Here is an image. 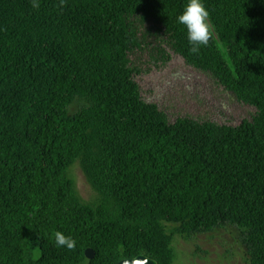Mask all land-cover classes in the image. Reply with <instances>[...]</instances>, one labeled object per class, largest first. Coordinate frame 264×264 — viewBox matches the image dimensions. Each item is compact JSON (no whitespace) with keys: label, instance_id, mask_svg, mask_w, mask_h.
I'll return each mask as SVG.
<instances>
[{"label":"trees","instance_id":"trees-1","mask_svg":"<svg viewBox=\"0 0 264 264\" xmlns=\"http://www.w3.org/2000/svg\"><path fill=\"white\" fill-rule=\"evenodd\" d=\"M204 2L212 37L193 54L177 23L187 0H0V264H176V236L227 225L264 264V0ZM168 49L253 116L171 121L134 58L165 63Z\"/></svg>","mask_w":264,"mask_h":264},{"label":"rangeland","instance_id":"rangeland-1","mask_svg":"<svg viewBox=\"0 0 264 264\" xmlns=\"http://www.w3.org/2000/svg\"><path fill=\"white\" fill-rule=\"evenodd\" d=\"M171 57L165 63L150 57L149 50L134 56L143 69L136 77L144 99L157 103L171 121L189 116L221 124H238L251 118L255 108L239 102L209 74L186 64L184 59L168 49ZM71 174L81 197L92 201L95 191L88 183L79 164ZM176 264H247L241 232L227 225L212 232L199 233L191 239L176 236Z\"/></svg>","mask_w":264,"mask_h":264},{"label":"clouds","instance_id":"clouds-1","mask_svg":"<svg viewBox=\"0 0 264 264\" xmlns=\"http://www.w3.org/2000/svg\"><path fill=\"white\" fill-rule=\"evenodd\" d=\"M62 4L63 0H61ZM32 7L38 9L39 0H32ZM177 23L186 28L191 53L198 54L202 46L206 47L209 44L213 26L204 0H187L182 13L177 16ZM54 244L57 248L68 250H75L77 247V241L74 238L59 231L55 233Z\"/></svg>","mask_w":264,"mask_h":264},{"label":"water","instance_id":"water-1","mask_svg":"<svg viewBox=\"0 0 264 264\" xmlns=\"http://www.w3.org/2000/svg\"><path fill=\"white\" fill-rule=\"evenodd\" d=\"M86 257L89 259H93L95 257V251L91 248H88L86 250ZM118 264H158V262L155 259L141 254L132 259L121 260Z\"/></svg>","mask_w":264,"mask_h":264}]
</instances>
